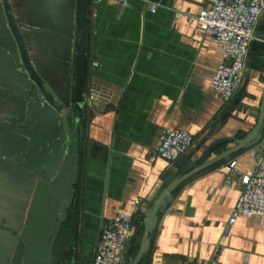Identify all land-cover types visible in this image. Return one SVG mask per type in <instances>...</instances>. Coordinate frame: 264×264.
<instances>
[{
    "label": "crops",
    "instance_id": "obj_1",
    "mask_svg": "<svg viewBox=\"0 0 264 264\" xmlns=\"http://www.w3.org/2000/svg\"><path fill=\"white\" fill-rule=\"evenodd\" d=\"M9 2L33 68L71 111L77 0ZM204 7L205 0H90L79 179L57 244V252L75 247L76 264H94L102 228L122 213L135 220V256L146 214L164 185L211 145L233 141L208 161L233 149L259 123L264 70L251 66V54L232 103L223 105L211 90L224 51L188 19ZM263 34L264 16L257 36ZM166 131L195 138L176 165L157 155ZM261 141L175 190L142 264H264V218H240L228 249L216 252L243 192L242 178L255 170ZM70 142L64 114L41 98L25 70L0 0V264L46 260L60 218L49 183L60 173ZM233 162L235 175L228 171Z\"/></svg>",
    "mask_w": 264,
    "mask_h": 264
},
{
    "label": "built area",
    "instance_id": "obj_2",
    "mask_svg": "<svg viewBox=\"0 0 264 264\" xmlns=\"http://www.w3.org/2000/svg\"><path fill=\"white\" fill-rule=\"evenodd\" d=\"M95 4H126L129 0H92ZM156 12V7L152 8ZM264 16V0H205L198 15L188 17L197 31L224 51V61L211 78V90L223 105H229L240 92L249 63L251 48ZM195 145V138L182 131H166L158 157L176 165ZM254 172L242 178L244 189L232 212L222 237L216 245L218 254L228 249V242L240 218H264V131ZM237 163L228 166L235 175ZM230 185V181L228 182ZM135 237L132 215L119 214L103 227L94 264H125L130 240Z\"/></svg>",
    "mask_w": 264,
    "mask_h": 264
},
{
    "label": "water",
    "instance_id": "obj_3",
    "mask_svg": "<svg viewBox=\"0 0 264 264\" xmlns=\"http://www.w3.org/2000/svg\"><path fill=\"white\" fill-rule=\"evenodd\" d=\"M90 0H77L76 7V22H77V40H76V83H75V101L71 111L59 102L53 95L52 91L46 87L45 82L41 79L38 73L33 68L25 39L18 27V23L13 14L9 0H4V8L11 32L19 47L22 61L27 74L33 83L41 92V98L47 101L52 107L64 114V119L67 123L70 135L69 152L64 160L58 176L50 181L49 190L53 195L52 206L60 212L59 221L53 232L47 258L40 264H76V249L73 246L68 247L64 251L57 252L58 240L67 219L70 208L73 203L75 189L79 179V164L81 154V118L84 103V85H85V68H86V52H87V39H88V10ZM262 31V30H261ZM252 48L251 57L255 63L251 66L254 69L264 70V34L261 36L256 35ZM72 121V122H71ZM264 130V101L261 111V116L258 125L252 133L244 140L240 141L237 146L220 155L212 161H208L211 154L216 151L220 146L232 143V140H222L207 148L202 158L194 165L188 167L180 177H178L171 184L164 185L160 195L155 201L154 205L146 214V219L143 223V237L139 246L137 254L134 256L133 251L135 247L136 238L133 237L128 245L125 264H142L149 256L153 238L158 229L160 214L166 206L169 197L179 188L182 184L195 177L204 170L218 164L219 162L237 154L238 152L254 146L262 139V131ZM103 228L100 233V238ZM99 238V241H100ZM98 246V245H97ZM97 253V249H96ZM95 253V257H96ZM28 264V263H24Z\"/></svg>",
    "mask_w": 264,
    "mask_h": 264
}]
</instances>
